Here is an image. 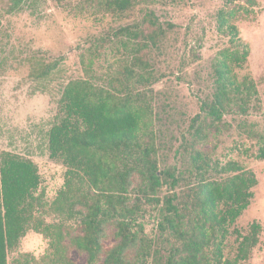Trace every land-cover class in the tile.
I'll return each mask as SVG.
<instances>
[{"label": "rangeland", "instance_id": "rangeland-1", "mask_svg": "<svg viewBox=\"0 0 264 264\" xmlns=\"http://www.w3.org/2000/svg\"><path fill=\"white\" fill-rule=\"evenodd\" d=\"M112 8L105 0H0V154L13 152L36 164L40 185L34 195L40 205L35 217L44 223L56 221L48 204L63 184L65 166L49 156L48 131L60 120L64 86L82 78L113 91L123 78V67L138 55L148 64L151 78L132 82L129 91L146 108L144 140L155 149L158 170L174 168L180 183L171 188L162 177L154 193L160 201L154 204L139 194V177L132 176L130 202L140 198L134 229L142 241L137 239L125 252V260L165 264L172 238L158 226L161 206L166 196L197 179L190 158L196 149L211 162L234 161L254 172L253 196L230 230L246 233L250 223L258 222L259 244L248 260L238 264H264V160L257 158L264 145V0H256L252 7L245 0H133L122 12ZM220 11L228 14L249 46L246 68L236 71L239 77L247 73L253 78L259 102L252 103L246 114L224 115L219 130L199 142L193 140L191 124L197 115L203 116L201 102L212 95L214 56L229 45V36L217 30ZM69 225L71 233L80 232L76 222ZM116 233L117 221H106L100 262L118 242ZM234 239L230 234L224 248L230 258ZM67 254L72 264H85L82 251L69 247ZM48 256V239L29 228L8 250L7 260L45 264Z\"/></svg>", "mask_w": 264, "mask_h": 264}, {"label": "trees", "instance_id": "trees-1", "mask_svg": "<svg viewBox=\"0 0 264 264\" xmlns=\"http://www.w3.org/2000/svg\"><path fill=\"white\" fill-rule=\"evenodd\" d=\"M105 2L113 11L122 12L132 6L133 0ZM245 3L252 7L256 0ZM217 30L229 36V45L214 56L212 95L201 102L203 116L197 115L191 124L193 140L199 142L212 130H219L224 115L246 114L252 103L259 102L253 78L247 73L239 77L236 71L246 68L249 46L224 11L218 13ZM147 65L135 55L131 64L123 67V78L113 91L82 78L64 86L60 120L48 131L49 156L65 166L63 184L48 204L55 222L44 223L34 215L40 205L34 195L40 185L36 164L13 152L0 154V264H9L8 250L17 246L29 228L48 239L50 256L45 264H72L69 247L85 254V264H129L125 252L137 239L142 241L134 229L140 198L130 202L132 176L139 177V194L154 204L160 201L154 193L162 177L171 188L180 183L174 168L158 170L155 149L144 140L146 108L129 91L132 82L150 80ZM136 66L145 71L138 72ZM190 158L197 179L166 196L161 206L158 226L172 238L165 264H238L248 260L259 244L261 225L253 221L246 233L235 227L231 231L230 227L250 203L251 189L257 184L254 172L234 161L223 165L211 162L206 153L196 149ZM257 158L264 160V145ZM210 172L230 175L211 177ZM112 219L117 221L118 242L100 262L104 223ZM70 221L80 226L79 233H71ZM232 233L236 247L230 258L224 248Z\"/></svg>", "mask_w": 264, "mask_h": 264}]
</instances>
